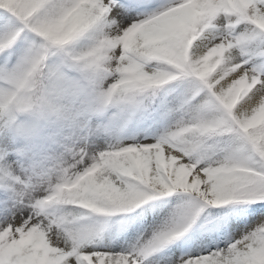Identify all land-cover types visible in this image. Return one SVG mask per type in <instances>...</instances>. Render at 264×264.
Returning a JSON list of instances; mask_svg holds the SVG:
<instances>
[{
    "label": "snow or ice",
    "instance_id": "snow-or-ice-1",
    "mask_svg": "<svg viewBox=\"0 0 264 264\" xmlns=\"http://www.w3.org/2000/svg\"><path fill=\"white\" fill-rule=\"evenodd\" d=\"M0 56V264H264V0H0Z\"/></svg>",
    "mask_w": 264,
    "mask_h": 264
},
{
    "label": "rangeland",
    "instance_id": "rangeland-1",
    "mask_svg": "<svg viewBox=\"0 0 264 264\" xmlns=\"http://www.w3.org/2000/svg\"><path fill=\"white\" fill-rule=\"evenodd\" d=\"M83 45H79L77 48L79 49ZM24 47L23 41L18 42L16 46L11 50L12 55V63H15L17 56L21 53ZM4 63V56H0V65ZM115 108L108 109L106 113L102 116L94 117L95 120L101 122L102 133L100 138L93 137V140L97 144H107L110 142H115L116 140L128 141L133 138L135 139H143L145 133L142 131L144 120L139 116V114H135L132 117H128L126 119H121L119 117L113 119L112 114L116 112ZM72 209L73 212L86 213L87 210L76 209L73 206H68ZM90 215H82L81 220L86 221ZM121 217H115L113 221L119 220Z\"/></svg>",
    "mask_w": 264,
    "mask_h": 264
},
{
    "label": "trees",
    "instance_id": "trees-1",
    "mask_svg": "<svg viewBox=\"0 0 264 264\" xmlns=\"http://www.w3.org/2000/svg\"><path fill=\"white\" fill-rule=\"evenodd\" d=\"M79 45H83V43H82V42H81V43H78L77 45H74V47L77 48ZM49 63H50V66L53 67V68L61 67V70L64 71L65 73H68V71H69L67 68H65V67L62 66V64H61V60H60L59 57H53V58L50 60ZM72 75L75 77V76H77L78 74L73 73ZM137 114H139V116H140L142 119L145 120V115H144L143 113H137ZM91 217H93V220H95V219H100V218H98V217H95L94 215L91 216Z\"/></svg>",
    "mask_w": 264,
    "mask_h": 264
}]
</instances>
